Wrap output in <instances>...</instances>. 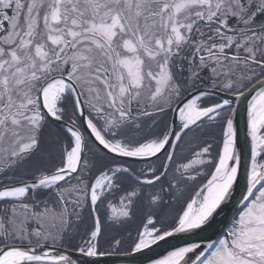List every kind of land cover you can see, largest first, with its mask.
Masks as SVG:
<instances>
[{
    "label": "snow or ice",
    "instance_id": "6c2138e0",
    "mask_svg": "<svg viewBox=\"0 0 264 264\" xmlns=\"http://www.w3.org/2000/svg\"><path fill=\"white\" fill-rule=\"evenodd\" d=\"M112 255L264 264V0H0V264Z\"/></svg>",
    "mask_w": 264,
    "mask_h": 264
},
{
    "label": "trees",
    "instance_id": "16d2710c",
    "mask_svg": "<svg viewBox=\"0 0 264 264\" xmlns=\"http://www.w3.org/2000/svg\"><path fill=\"white\" fill-rule=\"evenodd\" d=\"M172 119V114L169 113L165 118L164 121L165 123H171ZM216 136L217 139L219 138V129H216ZM159 187V186H157ZM145 191H148L147 189ZM122 193L119 192H114L113 195H111V199L113 201H117V198L121 195ZM109 197V199H110ZM143 204L142 206H139L136 209L135 215L132 220L128 221L123 227H119L116 229H113L112 231L114 233H118V238H122L123 244H122V249L127 250L129 245L132 243V240L134 239L137 230L140 228L141 221L145 215V213L149 210V206L146 204L147 201V196L142 198ZM102 212H105L106 209H104L103 205L101 206ZM169 210L165 209V213H167ZM129 233H131V236H129ZM102 244L104 247L109 246V242L107 239L102 241Z\"/></svg>",
    "mask_w": 264,
    "mask_h": 264
},
{
    "label": "water",
    "instance_id": "95a60500",
    "mask_svg": "<svg viewBox=\"0 0 264 264\" xmlns=\"http://www.w3.org/2000/svg\"><path fill=\"white\" fill-rule=\"evenodd\" d=\"M175 121V123H179L178 117L172 116V122ZM239 138L241 145L244 144V138H245V131H244V124L243 120H240V132H239ZM76 255H79L78 253ZM90 260H97L100 262V264H135L134 261H132L130 258L122 255H112V256H106V257H98V258H88Z\"/></svg>",
    "mask_w": 264,
    "mask_h": 264
},
{
    "label": "rangeland",
    "instance_id": "374dc122",
    "mask_svg": "<svg viewBox=\"0 0 264 264\" xmlns=\"http://www.w3.org/2000/svg\"><path fill=\"white\" fill-rule=\"evenodd\" d=\"M113 194H114V193H113ZM113 194H112V195H113ZM110 199H111V197H110ZM111 200H112V199H111ZM112 201H113V200H112ZM113 202H115V201H113Z\"/></svg>",
    "mask_w": 264,
    "mask_h": 264
}]
</instances>
